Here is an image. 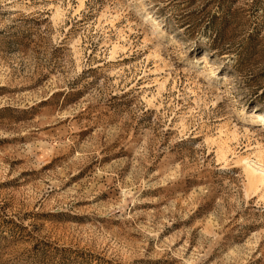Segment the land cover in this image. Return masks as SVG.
<instances>
[{"label": "rangeland", "instance_id": "374dc122", "mask_svg": "<svg viewBox=\"0 0 264 264\" xmlns=\"http://www.w3.org/2000/svg\"><path fill=\"white\" fill-rule=\"evenodd\" d=\"M264 0H0V264H264Z\"/></svg>", "mask_w": 264, "mask_h": 264}, {"label": "bare ground", "instance_id": "6f19581e", "mask_svg": "<svg viewBox=\"0 0 264 264\" xmlns=\"http://www.w3.org/2000/svg\"><path fill=\"white\" fill-rule=\"evenodd\" d=\"M246 170L251 178L264 182V165L258 159H246Z\"/></svg>", "mask_w": 264, "mask_h": 264}]
</instances>
